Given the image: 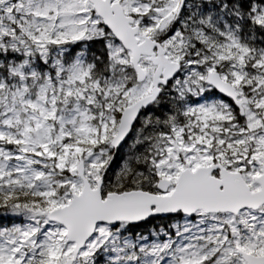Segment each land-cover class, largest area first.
Instances as JSON below:
<instances>
[{"label":"snow or ice","instance_id":"obj_1","mask_svg":"<svg viewBox=\"0 0 264 264\" xmlns=\"http://www.w3.org/2000/svg\"><path fill=\"white\" fill-rule=\"evenodd\" d=\"M0 264H264V0H0Z\"/></svg>","mask_w":264,"mask_h":264}]
</instances>
